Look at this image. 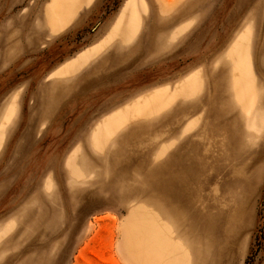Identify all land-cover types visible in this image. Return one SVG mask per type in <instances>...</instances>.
<instances>
[{"label":"rangeland","instance_id":"obj_1","mask_svg":"<svg viewBox=\"0 0 264 264\" xmlns=\"http://www.w3.org/2000/svg\"><path fill=\"white\" fill-rule=\"evenodd\" d=\"M185 1L0 0V264H264V18L81 77Z\"/></svg>","mask_w":264,"mask_h":264},{"label":"crops","instance_id":"obj_2","mask_svg":"<svg viewBox=\"0 0 264 264\" xmlns=\"http://www.w3.org/2000/svg\"><path fill=\"white\" fill-rule=\"evenodd\" d=\"M211 3L212 0H186L179 8L174 11V13L168 14V16L163 15L164 17L159 16V18H154L153 20H151L150 23H148L147 26H145V28H141V30L139 29L136 37L131 43L126 45V47L121 48L120 51L116 53V55H114V57H118L119 55L117 61L112 63V61L110 60V56H112L114 52H110L108 54L107 59L102 61L100 60L102 57H99L100 59L98 58L93 63H91L90 66H88L83 71L81 77L85 74L94 73L95 77L93 81L97 83L101 81V77L109 76L113 78L119 75H125L126 73L124 72L128 70L131 66L136 64V62H140V64H148L158 61L160 59L169 58V53H171L172 50L179 43H181V34L188 28V25H184V23L186 21H189V24H191L192 22L196 21L198 18L201 17V15L204 14V11L206 10V4H208L209 7ZM248 8H250V11H248L249 14L245 17V24L250 21H256L261 17L264 18V0H237V15L243 14V12H246ZM44 21L46 23L45 18ZM172 21H174L173 24ZM154 25H156L160 30L157 34L158 38L162 37V35L164 34V39H166L164 46L153 47L148 44L147 35L151 33L150 29ZM165 26L168 27L164 29L163 27ZM37 27L43 30L41 24H36L35 28L37 29ZM46 27L50 31V33H56L60 31H51V28L48 27V25H46ZM172 29H176L174 31L177 32V35L173 40H170L168 37V32ZM89 67L91 68L88 69ZM101 72H105V74L101 75ZM152 90L154 89H147L143 93H147ZM186 150H188V148H186Z\"/></svg>","mask_w":264,"mask_h":264},{"label":"bare ground","instance_id":"obj_3","mask_svg":"<svg viewBox=\"0 0 264 264\" xmlns=\"http://www.w3.org/2000/svg\"><path fill=\"white\" fill-rule=\"evenodd\" d=\"M121 32H122V33H121V35H122L121 38H122V39L128 36L126 30L121 29ZM127 39H128V38H127ZM113 49H114V48H112L111 50L113 51ZM116 53H118V52H116ZM116 53H115V54H116ZM49 85H50V84H49ZM50 87H51V86H50ZM50 87H49V88H50ZM177 179H178V178H177ZM177 179H176V180H177ZM178 180H179V179H178ZM174 181H175V180H174ZM179 181H180V180H179ZM172 183H173V182H172ZM172 183H171V184H172ZM176 183H177V182H176ZM178 184H180V183H178ZM178 184H176V185H178ZM171 187H172V186H171ZM179 190H180V189H179ZM153 253H154V252H153ZM152 255H153V254H152Z\"/></svg>","mask_w":264,"mask_h":264}]
</instances>
